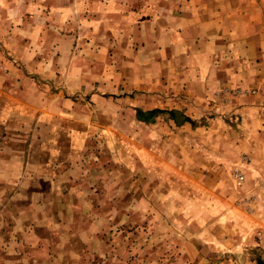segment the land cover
<instances>
[{
	"label": "crops",
	"instance_id": "crops-1",
	"mask_svg": "<svg viewBox=\"0 0 264 264\" xmlns=\"http://www.w3.org/2000/svg\"><path fill=\"white\" fill-rule=\"evenodd\" d=\"M138 60L164 69V89L178 104L163 111L147 99L136 121L157 127L168 118L175 127L197 128L207 156L198 160L197 215L239 236L227 249L246 264H264L263 104L230 100L224 114L207 99L232 92L238 79L242 87L264 81V0H0V264H127L106 241L110 225L134 229L144 220L151 233L160 220L156 204L171 220L173 190L156 179L162 164L141 162L158 150H135L131 179L119 150H92L93 139L107 135L94 109L107 101L103 83L121 90L123 64L140 75ZM65 71L99 104L64 96L56 77ZM173 110L188 121L180 124ZM237 150L252 151V159L238 164L231 157ZM209 155L217 158L209 162ZM232 163V174L245 169L242 186L229 177ZM205 171L214 175L211 183ZM109 187L115 192L103 189ZM220 245L212 244L219 254L226 249Z\"/></svg>",
	"mask_w": 264,
	"mask_h": 264
},
{
	"label": "rangeland",
	"instance_id": "rangeland-1",
	"mask_svg": "<svg viewBox=\"0 0 264 264\" xmlns=\"http://www.w3.org/2000/svg\"><path fill=\"white\" fill-rule=\"evenodd\" d=\"M125 57L127 58V56ZM122 62H127V59L125 61L120 60V64ZM138 62L141 66L140 75H134L127 64H123L124 73L123 70L120 71L123 75L121 90L113 91L110 81L103 83L105 86L102 91L104 93L103 98H106L107 101H103L105 103L102 106H96L98 108L94 107V109L99 110V115L104 116L105 121L103 124L107 126V135L102 139H93L92 150H101V146L103 150H119V161L122 162L123 160L126 164V170L129 171L126 172V179H131L133 175L130 171L132 167H129L130 170H128V166L136 159L135 150H158L157 156H148V153L143 154L141 162L151 165L162 164L158 165L161 166V170L156 172V179L158 183L164 184L162 187L166 185L173 190L170 197L174 203H169L167 206V209H169L167 215L172 218L171 220L165 218L164 205L156 204L158 205L156 210L160 220L154 231L150 233L147 230L148 223H146V227H142L144 220H142L140 227L137 226L134 229L128 226L118 227L119 230H117L116 226L110 225L113 229L108 235L106 234L107 243L115 249L114 254H119L118 258L124 259L127 264H246L243 257H237L233 253L234 251L227 249L231 248L230 250H232L235 247L234 245L239 241V236L230 234L226 225L217 227L218 224L212 218L203 219L197 215L200 209L203 208V204L197 201L196 195L197 180H202L200 172L203 171V167L198 160L206 152L202 151L203 140L197 135V128L190 127L187 130L183 127H175L168 118L158 120L156 122L157 127L154 125L148 127L136 121L138 105L146 108L148 106L146 104L149 103L147 99L155 100L158 107H163L161 108L163 111H168L178 104V102H172L170 92L164 89V69L153 68V60H138ZM63 73L66 75H57L56 86L62 88L61 91L64 96L78 99L87 97L99 104L97 102L98 97L90 96V93L93 92L92 89H86L85 91V88L82 87V80L78 78L73 80L68 77V72ZM135 76L136 80L134 81ZM138 79L140 84L136 82ZM150 80L151 82L155 81L156 89L152 88L153 83L149 88ZM243 82L244 78L238 79L237 87L233 88L232 92L219 90L214 92V100L209 99L210 96L207 99L212 101V104L221 108L224 107V109H220L224 114H227L226 108L228 109V104L234 99L238 103L242 102L241 104H244L248 100L253 103L254 98H259L261 104H263L264 113V81L257 85L252 81L242 87ZM95 88L97 89V87ZM173 94L176 95L175 90ZM190 95L197 99L198 93L192 92ZM201 109L196 112V116H200L203 112ZM209 113H211V110L208 111ZM216 113L221 114V111L217 109ZM111 153L114 155L115 152ZM203 157L207 156L203 155ZM231 157L240 164L245 158H249L250 161L253 156L250 150H237L235 155L231 154ZM216 158L217 156H208L209 162ZM103 164L105 168L111 166V155L105 157ZM233 164L227 170L229 177L234 176L231 172L235 167ZM236 166L239 165L236 164ZM236 168L243 169V167ZM243 170L241 171L243 172ZM204 174L205 178L211 183L214 175L208 171H205ZM140 175L147 178L149 173L142 171ZM182 179L183 181H181ZM103 189L107 190L109 194L114 193L116 190L112 187ZM238 196H240V193H238ZM205 215L207 217L209 213L205 211ZM161 216L164 218H161ZM202 225L205 227V233L199 234L197 226ZM213 227H215V233L218 232L215 234L216 236L212 234L211 228ZM217 240L219 244L226 246L225 251L221 254L213 250L212 244Z\"/></svg>",
	"mask_w": 264,
	"mask_h": 264
},
{
	"label": "trees",
	"instance_id": "trees-1",
	"mask_svg": "<svg viewBox=\"0 0 264 264\" xmlns=\"http://www.w3.org/2000/svg\"><path fill=\"white\" fill-rule=\"evenodd\" d=\"M139 113H140L139 117H142V119H145V118L147 117V114H144L143 112H139ZM158 113H159L158 111H153V112H150L149 115L154 116V114L157 115ZM142 115H144V116H142ZM170 115H171V117L174 118L176 121L179 120V117L182 118V121L180 122V124L184 123L185 121H188V118H185V117L183 116V114H182L181 112H179V111H175V110L170 111ZM178 124H179V122H178Z\"/></svg>",
	"mask_w": 264,
	"mask_h": 264
},
{
	"label": "built area",
	"instance_id": "built-area-1",
	"mask_svg": "<svg viewBox=\"0 0 264 264\" xmlns=\"http://www.w3.org/2000/svg\"><path fill=\"white\" fill-rule=\"evenodd\" d=\"M254 94H255V92H254ZM247 160H248V158L244 159V161H247ZM234 178H235L237 186H242L244 184V182H245V175L239 169H235L234 170Z\"/></svg>",
	"mask_w": 264,
	"mask_h": 264
}]
</instances>
